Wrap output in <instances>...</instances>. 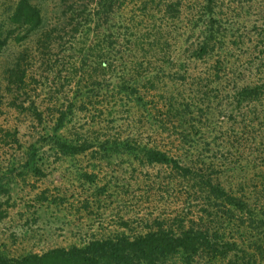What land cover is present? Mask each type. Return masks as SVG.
<instances>
[{
  "label": "rangeland",
  "instance_id": "1",
  "mask_svg": "<svg viewBox=\"0 0 264 264\" xmlns=\"http://www.w3.org/2000/svg\"><path fill=\"white\" fill-rule=\"evenodd\" d=\"M17 1L0 0L1 39L11 36L0 52L1 250L11 256H20L55 247L82 245L92 237L144 232L156 225L157 220L166 224L172 222L176 214H181L184 202L189 199L179 181L171 177L169 167L147 164L142 153L132 148L110 147L108 152L100 148L106 136L115 134V130H123L122 139H125L129 133V120L146 114L145 103L153 95L175 97L183 104H192L181 106L185 113L183 119L192 118L193 123L203 119L204 133L200 141L215 142L211 156L208 153L206 160L211 161L210 157L214 155L216 163L224 157L236 162L228 168L217 167L216 178L226 188L233 187L238 196L245 194L250 205H254L258 218L264 220V147L261 145L264 128L256 143L241 147V155H227L224 148L225 135L233 132L235 122L239 123L230 95L233 83L242 87L254 82L256 67L264 60L262 55H257L259 49H251V38L250 41L247 39L253 36L251 32L246 38L238 40L237 37L250 31L256 19L258 24L262 23L264 0H217L216 12L233 19L222 27L227 28L222 31L226 39L223 53L229 63L226 73L212 79L210 88L217 96L212 95L208 110L197 101L199 95H196L195 85L191 84L192 78L203 77L205 69L216 59L215 54L204 59L190 55L206 34V17L194 14L199 4H206L204 0L152 2L150 7L157 8L151 11L157 12L159 8L165 10L167 4L181 1L180 13L173 22L176 27L169 29L167 36L174 62L162 63L166 76L161 73L159 78H154L155 71L136 76L134 85L140 88L138 94H132L127 87L129 84L125 85L117 75L107 73L99 78L101 84L96 85L101 97L93 92L91 83L81 80L84 70L81 54L69 48L67 35L60 32L65 25L68 6L74 0H30L41 9L42 23L29 33L26 26L11 23ZM120 2L109 24L117 21L120 13L130 14L136 0ZM107 26L101 30L106 31ZM111 29L117 31V26ZM48 33L51 44L45 47ZM24 56L21 69L27 70V76L23 84L14 81L17 76L14 65ZM185 60H188L187 74L183 70ZM175 72L185 74L186 79L177 80ZM151 83H155V88L150 91ZM216 88L221 91L217 93ZM102 95H105L103 104L100 102ZM71 104H74L73 115L66 116L65 124L57 129V110ZM33 105L43 112L42 121L38 122L33 114ZM185 123L187 127L189 122ZM142 129L145 134L142 146L156 144L155 135L147 139L154 130L167 136V131L162 132L160 124L153 119L145 122ZM55 135L69 141L73 138L75 143L76 140L83 142V138L89 136L87 144L90 147L76 154L58 153ZM200 145L197 143L192 150ZM221 152L226 153L224 157H220ZM193 210L198 212L196 208ZM190 214L187 218L196 216ZM257 226L261 230L242 229L237 234L242 240L253 238L256 245L262 246L264 224ZM261 248L258 264H264V247ZM227 261L210 259L202 254L195 256L191 264H228ZM174 264L183 263L174 260Z\"/></svg>",
  "mask_w": 264,
  "mask_h": 264
},
{
  "label": "trees",
  "instance_id": "2",
  "mask_svg": "<svg viewBox=\"0 0 264 264\" xmlns=\"http://www.w3.org/2000/svg\"><path fill=\"white\" fill-rule=\"evenodd\" d=\"M154 1L136 0L130 14L120 13L118 20L112 24H109V21L112 20L111 16L115 15V9L122 3L120 0H74L68 6L65 25L60 32L67 35L69 48L81 54L80 62L84 66L81 80L84 83H91L93 85L91 89L98 97H101V94L96 90L98 87L96 85L101 84L99 78L105 77L107 73L117 75L125 85L129 84L127 87L132 94H138L140 91L139 86L134 85L137 83L136 76L150 71H155L154 78H159L158 75L161 73L167 75L162 63L169 62L168 60L174 62L167 36L170 33L169 29L176 27L173 22L176 21V14L180 13L181 1L167 4L165 10L159 8L157 12L151 11L157 8L150 7ZM204 2L206 4H199V9L194 14L206 17V34L190 55L204 59L207 55L211 57L215 54L216 59L214 64L205 69L203 77L192 78L194 82L191 84L195 85L196 95H199L197 101L208 110L214 92L210 88L212 79L219 78L222 72H227L229 62L223 53L226 41L223 29L227 28L222 27L226 22L232 21L233 17L229 18L226 14L216 12L217 0ZM222 15L226 17L223 18ZM11 20L15 25L26 26V32H32L42 23L41 9L30 0H18ZM262 20V23L258 24L256 19L250 31L240 33L237 38L238 40L246 38L251 32L253 36L247 38L249 41L251 38V49L254 51L259 49L257 55H262L264 59V18ZM107 24L109 28L103 32L101 27ZM112 26H117V31H113ZM45 36L48 37L44 46L48 47L51 44L48 41L50 33ZM10 37L1 39L0 34V52ZM26 57L19 58L14 65L17 70L14 74L18 76L14 81L17 83L26 80L27 70L21 69ZM183 63L184 73L187 74L188 60ZM256 69L257 78L251 84L240 87L233 83L230 95L235 104L239 123L235 122L236 127L233 126L231 129L233 132H227L225 135L224 148L227 149V155L234 156L238 153L241 155V147L256 143L264 128V60L259 62ZM71 74L75 75L74 72ZM185 74L175 72L174 78L184 81ZM104 77L102 78L105 79ZM154 85L155 83H151L148 89L151 91L155 88ZM215 91L218 93L221 90L216 88ZM216 96L213 95L214 98ZM141 98L144 96L141 95ZM104 99L105 95L100 99L102 104ZM145 105L146 114L129 120V133L125 139H122L123 130H115V134L106 136L100 148L106 152L110 147L132 148L142 153L147 164H162L169 167L171 177L179 181V186L185 190L184 193L189 199L184 202L181 214H176L174 220L167 222L168 224L157 220L156 225L144 232L133 234L122 232L105 237H92L82 245L55 247L20 256H11L0 249V264H174V260L191 264L195 256L202 254L210 259L221 261L227 259L228 264H258V255L264 244L256 245L253 238L242 240L237 232L242 229L259 231L261 228L257 224H264V220L258 218L254 205H250L245 194L238 196L233 187L226 188L215 176L217 167L228 168L232 164L235 166L236 162H232L230 157V160L224 157L226 154L224 152L219 153L224 159L221 158L217 163L214 155L210 157L211 161L206 160L208 153L211 156L212 144L215 145V142L200 141L204 133L203 119L197 123H193L192 118L188 121L183 119L185 113L181 106L190 107L192 104H183L175 97L153 95ZM33 108L37 121H42L43 112L35 105ZM243 108L245 109L242 110ZM57 112L58 129L65 124L66 116L73 115L74 104L60 108ZM236 117L234 118L237 120ZM151 119L160 124L162 132L167 131V136L163 137L160 131L154 130L147 139L155 135L154 137L158 139L155 141L156 144L146 143L142 146L141 141L145 137L142 127ZM185 122H189L187 127ZM194 132L200 137L194 138ZM73 140L75 141L73 138L69 141L57 137L54 142L57 152L76 154L90 147L87 144L89 136L83 138V142L76 140L75 143ZM91 143L90 141L89 144ZM197 143H201L200 147L192 150ZM261 145L264 147L263 140ZM189 155L191 156L188 157ZM194 208L198 209L199 213L195 212ZM190 213L196 216H191L192 219L187 218ZM256 239L259 240L258 237Z\"/></svg>",
  "mask_w": 264,
  "mask_h": 264
}]
</instances>
